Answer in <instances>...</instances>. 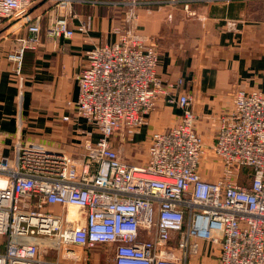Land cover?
Listing matches in <instances>:
<instances>
[{
    "label": "built area",
    "instance_id": "obj_1",
    "mask_svg": "<svg viewBox=\"0 0 264 264\" xmlns=\"http://www.w3.org/2000/svg\"><path fill=\"white\" fill-rule=\"evenodd\" d=\"M87 2L96 3L0 0V24L26 32L7 54L19 97L25 51L43 35L72 39L73 7ZM139 4L127 3L115 42L85 52L77 98L66 103L92 126L95 141L85 138L70 156L17 135L8 155L0 131V264H89L100 246H112L106 264H191L203 241L216 247L215 264H264V93L236 89L205 143L187 82L157 74L155 44L138 32ZM159 101L179 106L178 121L149 135L143 163L127 161L124 140L148 124ZM211 160L220 172L206 179L200 168Z\"/></svg>",
    "mask_w": 264,
    "mask_h": 264
},
{
    "label": "crops",
    "instance_id": "obj_2",
    "mask_svg": "<svg viewBox=\"0 0 264 264\" xmlns=\"http://www.w3.org/2000/svg\"><path fill=\"white\" fill-rule=\"evenodd\" d=\"M88 1L96 3L73 7L72 39L53 41L43 35L37 49L25 51L21 97L11 75L14 64L7 54L14 50L17 35L24 36L26 32L14 34L9 29H0V131L5 135L6 154L12 153L17 135L22 143L41 144L70 156L82 152L85 138L97 139L92 126L77 117L66 103L77 98L75 76L84 65L85 52L93 44H111L118 39L115 31L128 11L127 3L132 0ZM138 1L140 4L135 8L138 32L155 44L158 76L163 80L182 77L187 82L194 98L195 129L210 144L216 119L230 109L231 95L236 89L264 93V0H241L227 5L189 0L175 5L153 3L166 0ZM184 4L188 5L187 10ZM81 24L85 32L76 31ZM180 114L179 106L159 101L149 115L148 124L135 132L133 141L147 140L153 131L178 121ZM65 115L70 120H62ZM112 143L116 145L114 140ZM200 172L204 178L211 179L220 171L211 160L202 165ZM99 248L103 253L92 255V264H102V258L113 251L112 246ZM199 252L203 263L215 264L214 245L200 242Z\"/></svg>",
    "mask_w": 264,
    "mask_h": 264
},
{
    "label": "rangeland",
    "instance_id": "obj_3",
    "mask_svg": "<svg viewBox=\"0 0 264 264\" xmlns=\"http://www.w3.org/2000/svg\"><path fill=\"white\" fill-rule=\"evenodd\" d=\"M46 19H47V16L44 14L43 21H46ZM10 23H11L10 21L9 22H7V21L2 22L0 24V29L5 28V30H6V29L10 28V26L12 27V25ZM12 28H14V27H12ZM11 30L16 31L14 29H11ZM135 132H137V130ZM135 132H133V136L136 134ZM131 136L127 140H124V143H123V151L125 153V159L127 161L134 162V164H141V163H143V160H144V154H145L144 149H146V141H145V139H143L142 141H138V142L135 141L134 142L133 136L132 137ZM0 246L3 247L2 239H0ZM100 252L103 253L99 247L96 249H93L89 252V256H90L89 264H92V255H94L95 253H100ZM200 256H201V254L199 253L198 255L192 257L191 258V264H205V263H203V262H205L204 258H202V260H200ZM206 258H210V256H207ZM101 263L106 264V259L102 258Z\"/></svg>",
    "mask_w": 264,
    "mask_h": 264
},
{
    "label": "trees",
    "instance_id": "obj_4",
    "mask_svg": "<svg viewBox=\"0 0 264 264\" xmlns=\"http://www.w3.org/2000/svg\"><path fill=\"white\" fill-rule=\"evenodd\" d=\"M3 250V247L2 246H0V252Z\"/></svg>",
    "mask_w": 264,
    "mask_h": 264
}]
</instances>
